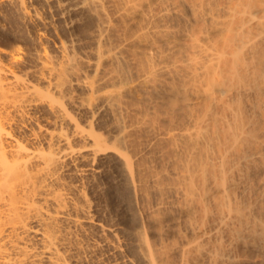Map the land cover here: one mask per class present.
Here are the masks:
<instances>
[{
    "label": "bare ground",
    "instance_id": "1",
    "mask_svg": "<svg viewBox=\"0 0 264 264\" xmlns=\"http://www.w3.org/2000/svg\"><path fill=\"white\" fill-rule=\"evenodd\" d=\"M171 1L157 2L160 19L138 0H0V264H264V250H238L264 249V175L251 199L264 163V0H210L217 12L200 0L215 31L162 68L191 69L181 86L198 107L146 147L156 124L129 103L140 87L127 88L157 70L140 69L127 52L138 32L124 38L117 20L131 15L132 32L148 11L141 26L154 37ZM148 38L151 53L161 39ZM166 141L155 167L144 149ZM120 187L123 216L100 200Z\"/></svg>",
    "mask_w": 264,
    "mask_h": 264
},
{
    "label": "rangeland",
    "instance_id": "2",
    "mask_svg": "<svg viewBox=\"0 0 264 264\" xmlns=\"http://www.w3.org/2000/svg\"><path fill=\"white\" fill-rule=\"evenodd\" d=\"M153 1H155V2H153ZM160 2L162 1L163 2V0H159ZM158 0H151V2L149 1V0H138V4L140 5L141 4V6H142V3H143V5L145 6L144 8L146 9V7L147 6H149L147 3L148 2H150L151 3V5L153 6V8H152V10H153V12L155 13V11H156V13H155V15H157V16H159V14L161 15L160 16V19H162V9L164 8V3H157V2H159ZM171 1V0H170ZM173 1V0H172ZM171 1V2H172ZM176 1V2H175ZM174 2H173V4L172 5H174V3H175V5H178V8L177 9H175L176 8V6L174 5L173 6V8H174V13L173 14H171L170 16H168V15H165L164 17V19L163 20H161L160 21V19H159V17L158 18H156L157 16H155V19H154V22L155 23H157V24H155L154 22H153V24H151V25H156V28L159 30V32H158V30L154 27V31H153V28H151L152 29V31H153V33L155 32H157V34H155L154 33V37H153V34H148L149 35V38L148 39H150V37L152 36L153 37V39L156 37V38H159V39H161L160 41L158 40V42H157V40H156V38L154 39L156 42H157V44H158V46H157V44L155 43V45L153 46V49H151V53L149 52L150 51V48L149 49H145L146 47L145 46H147V45H145V42H146V44H147V41L145 40V42H143L144 40L143 39H147V37H148V35L146 34V30H147V27L148 26H150L149 25V23L147 24V20H146V18H147V12L146 11H144V12H146L145 14H143L144 16H143V20L146 22H143L142 23V21H141V25L143 24V26H144V23H145V31L143 32V30L144 29H142L143 27L141 26V25H139L138 27H139V29L137 28H134L135 29V32L132 30V32H134V33H132L131 31H130V28L129 27H131V24H132V22H133V18L131 19V15H130V17H124V19H121V22L120 21H118L117 20V24H119V25H121V26H117V28L118 27H121L120 28V30H118L121 34H122V36L125 38H129L130 36H129V34H135L136 32H138L137 33V35L140 37V39H142V40H140V39H138V37L136 38L137 40L135 41V42H137V43H131V48L133 47L134 49L133 50H130L131 48H129L128 50H130V51H127V52H130L129 53V55L130 56H133V58H134V61L136 62V63H138V65L140 66V69L142 70V69H144V68H146L147 66H150L151 64L152 65H154L155 66V69L157 70V72H156V76H155V79L149 84L148 82H146V80H144V76H142L141 78H143L142 80H141V78H137V77H134L135 78V80L136 79H138L139 81H135L134 80V83L136 82V84H137V86H138V88H136V87H134V86H131V87H128L127 89V93H128V95H135L136 93H137V90L136 89H139V87H140V90H141V92H142V94L144 95H142L141 94V97H140V100L137 98L136 99V97H131L130 99L132 100V98H133V101H132V103H131V100L129 101V103L132 105V104H134V105H132V106H134V108H136V109H138L137 111H138V114L139 115H141L142 117H143V115H144V113L146 114H149L148 116L149 117H147V119H151V121H154V123L156 124H154L155 125V127L157 128V129H151V131L150 132H145L144 133V137L146 138V139H148L149 140V142H148V140L146 141V139H145V142H143L144 144H146V142L147 143H151L152 141H154V139H155V132H158V131H162V132H167V131H169V130H172L173 128L175 129L176 127V131L179 129V128H182V127H180V126H182V125H185V122H186V125H187V123H188V121L190 122V119H191V115H192V111L194 110V108L197 106V105H195L194 104V99H192V98H194V94L192 95V88L191 87H189V86H186V87H182V86H185V85H188V84H186V83H184V80H188V81H190L188 78H190L189 77V75L191 74V72L189 71H187L186 72V70H191V69H188V68H184V70H183V68L182 69H177L176 68V66H177V64H180L181 62L179 61L180 60V58H182L181 60H183L185 57H187L189 60L191 59V57H193V56H195V54H194V52H196V46L198 45V44H200V43H206V40H204V38L205 37H203V36H207V30L209 31L208 33H213L214 31H215V29H214V26H212L211 24H213L215 21L214 20H208V19H210L211 17H210V12L211 13H213V10H209V8L210 7H213V5H215V3L217 4V6H223V4L225 3L223 0H211V2H213L212 4H211V2H209L210 0H207V3H206V0H205V3H206V5H208V4H210V5H208V6H210V7H208V6H206L205 4H201L200 3V0H175ZM214 1H216L215 3H214ZM198 2V3H197ZM200 3V4H199ZM220 3H222V4H220ZM159 4V5H158ZM138 5V6H139ZM147 5V6H146ZM150 5V7H152ZM163 5V6H162ZM181 5V6H180ZM186 5L187 6H191L192 7V5H193V9L189 6L188 8H189V10H188V8H186ZM212 5V6H211ZM157 6V7H156ZM159 6V7H158ZM216 6V7H217ZM203 7H206V8H208V9H204ZM155 8H156V10H155ZM162 8V9H161ZM195 8H196V10L198 11H196L195 10ZM218 8V7H217ZM217 8H215V7H213L212 9H216L215 11L217 12V10H219V9H217ZM137 9H140V10H142L141 9V7H138ZM147 9H148V7H147ZM146 9V10H147ZM194 10V11H192V10ZM176 10V11H175ZM182 10V11H181ZM190 10L192 11L191 13H190ZM207 10H209V12H207ZM159 13H158V12ZM172 11V12H173ZM196 11V12H195ZM214 11V12H215ZM140 12V11H139ZM138 12V10H137V12L136 13H139ZM171 12V13H172ZM135 13V14H136ZM141 13V12H140ZM140 13L139 14H137L138 16H142V15H140ZM192 13L193 14H195V13H198V14H195L196 15V18H195V16H192ZM199 13H201V15L199 14ZM131 14H133L132 12H131ZM182 14V15H181ZM134 15V14H133ZM190 15V16H189ZM201 17H200V16ZM203 15H205V16H203ZM138 16H137V18H138ZM145 16H146V18H145ZM203 16V17H202ZM145 18V19H144ZM156 19H158V21L156 20ZM207 19V20H206ZM132 20V21H131ZM197 20V21H196ZM131 21V22H130ZM157 21V22H156ZM211 21H212V23H211ZM119 22V23H118ZM126 24H125V23ZM128 22V23H127ZM165 22V23H164ZM128 24H130V25H128ZM159 24V25H158ZM124 25V26H123ZM163 25V26H162ZM213 25H215V23L213 24ZM126 26V27H125ZM129 26V27H128ZM158 26V27H157ZM200 27H202V28H200ZM207 27V28H206ZM213 28L214 30H211V28ZM129 31H127L126 29ZM165 28V29H164ZM119 29V28H118ZM141 29V30H140ZM199 29H201V30H204V31H206V32H204V31H199ZM140 30V31H139ZM156 30V31H155ZM163 30L165 31V32H163ZM128 32L129 34H127L128 36H126V33L125 32ZM173 31V32H172ZM140 32V33H139ZM143 32V33H142ZM163 32V33H162ZM200 32H202V34H200ZM146 34L147 36H145L144 35V37H143V34ZM152 33V32H151ZM165 33V35H163ZM196 33H198V34H196ZM204 33H205V35H204ZM159 34V35H158ZM193 34V35H192ZM199 35V41H201V36L203 37L202 38V41L200 42V43H198V41L197 40H195V38H197V36ZM132 36V35H131ZM193 36V37H192ZM196 36V37H195ZM164 37V38H163ZM130 40H131V38H129ZM153 39H150V40H152L153 41ZM164 39V40H163ZM206 39V38H205ZM132 40H135L134 39V36H132ZM193 41V42H192ZM194 41H196V43H194ZM141 43V44H140ZM143 43H144V45H143ZM132 44H138L139 45V48L137 49L136 47H138V45H136V47H135V45L133 46ZM191 44H193V46H192V48L190 49V47H191ZM195 44H196V46H195ZM156 46V47H155ZM141 47V48H140ZM156 49H155V48ZM143 49V50H142ZM134 50L136 51V50H138V51H136V52H134ZM145 50H147V52L145 51ZM132 51V52H131ZM140 51V52H139ZM152 51H153V54H152ZM134 52V54H135V56H134V54L132 55V53ZM138 52V53H137ZM147 54H146V53ZM149 52V53H148ZM145 54V55H144ZM152 54V55H151ZM137 55V56H136ZM140 56V57H139ZM167 56V57H166ZM148 60H147V59ZM178 60V61H177ZM184 60H186V59H184ZM169 61V62H168ZM167 62V63H166ZM172 62V63H171ZM176 62H180V63H177L176 64ZM142 63V64H141ZM170 65V66H173V65H176L175 66V68H176V70H177V72H175L174 70H173V74H179L180 75V77H181V74H183V72H184V76L182 75V77H186L185 79H183L182 77V79L181 78H179V77H176V76H178V75H172L171 73H170V70L169 71H166V73H165V69L163 70L162 68H164L166 65ZM162 65V66H161ZM165 65V66H164ZM142 66V67H141ZM125 67H127V64H125ZM127 68H130V66L128 65V67ZM127 68H125L126 70H127ZM125 70V71H126ZM164 72H163V71ZM178 70H179V72H178ZM128 71V70H127ZM127 71L125 72V73H127ZM160 72H162V73H160ZM167 72H169L170 74H171V76L169 75V73H167ZM175 72V73H174ZM188 73H190V74H188ZM186 75H188V76H186ZM127 76H130L129 74H127ZM172 77V78H171ZM131 78L132 79H134L133 77H128V79H130L129 81H130V83H131V81H133V80H131ZM191 79V78H190ZM144 80V81H143ZM192 80V79H191ZM145 82H146V84H145ZM143 83V84H142ZM183 83L185 84V85H183ZM188 83H190V82H188ZM136 84H132L131 83V85H136ZM145 84V85H144ZM172 84V85H171ZM167 85V86H166ZM182 85V86H181ZM191 85V84H190ZM132 87H134V88H132ZM172 89V90H171ZM191 89V90H190ZM194 93V92H193ZM143 98V99H142ZM135 99V100H134ZM137 102V103H135V102ZM171 104V105H170ZM180 104H185V107H186V109H184V105L182 106V105H180ZM136 106V107H135ZM169 106V107H168ZM172 106V107H171ZM174 106V107H173ZM178 106H182V107H178ZM138 107V108H137ZM168 107V108H167ZM176 107H178V108H176ZM198 107V106H197ZM196 107V108H197ZM149 109V110H148ZM190 109V110H189ZM192 110V111H191ZM142 112V114L140 113V112ZM148 111V112H147ZM165 112V113H164ZM191 113V115H189ZM146 114V115H147ZM162 116V117H161ZM158 117V118H157ZM154 119V120H153ZM156 119V120H155ZM159 120V121H158ZM172 120V121H171ZM185 125V126H186ZM172 126V127H171ZM178 126H179V128H178ZM159 127V128H158ZM184 127V126H183ZM172 128V129H171ZM173 129V130H174ZM156 130H158V131H156ZM167 130V131H166ZM143 137V138H144ZM143 138H140V139H143ZM142 141V140H141ZM143 141H144V139H143ZM139 142V141H138ZM168 144H167V143ZM166 142H163V143H155L154 144V146H156V145H158V146H160V147H154V148H157V150L156 149H154L155 150V153H156V155H154V154H152V152L154 153V151L152 150V148L153 147H151V150L149 151V149L147 150V149H144L145 150V152L148 154V155H151V156H148V155H146V153L144 154V157H146V156H148L149 157V159H148V157H146V159L149 161V163L152 161V164H154L153 166H155V167H157V165L159 164H162L161 166H164L165 165V161L163 162V159L162 158H159L158 156L160 155V153H158V152H160V150H162V149H165V150H169V151H172L173 150V148H174V144L172 143V146H171V144L169 143V142H171V141H166ZM140 144H142L141 146H140V144H139V146H140V148L141 147H143V148H146L149 144H146L145 146H143L144 144L143 143H141V142H139ZM158 148H162V149H158ZM157 151V152H156ZM148 152H151V153H148ZM159 155H158V154ZM154 155V156H153ZM156 157V158H155ZM153 158V160H151ZM155 158V159H154ZM161 159L159 162H157L158 160L157 159ZM154 160H155V162H154ZM157 160V161H156ZM165 160V159H164ZM164 163V164H163ZM260 164L258 165V166H255L254 165V167H255V169L252 171V184H251V192H252V194H251V196H253L251 199H252V201L253 202H255L257 199H258V197L260 198V195H261V190H262V188L260 187L263 183V175H264V163H262V162H259ZM151 164V163H150ZM258 163H256V165H257ZM161 166H159V167H161ZM158 167V168H159ZM263 167V168H262ZM261 171H259V170ZM256 172H257V174H256ZM254 179V180H253ZM260 182V183H259ZM258 183L259 184H261V185H258ZM260 187V188H259ZM253 188V189H252ZM120 189V190H119ZM116 192H113V193H111V194H106V193H104V192H102V195H101V198H100V200H101V202H102V204L104 203V205L108 202V206L110 207V209H112L115 213H117V214H119L120 213V215H122L123 216V214L125 215V213L129 210V211H131L129 208H131V205L129 206V203H131L130 202V198H129V196H128V194H127V192L124 190V188H122V187H120ZM260 191V192H259ZM108 195V196H107ZM110 195V196H109ZM257 195H259V196H257ZM257 197V198H256ZM254 198V199H253ZM259 200V199H258ZM257 200V201H258ZM263 202H264V200H263ZM126 203V204H125ZM262 203V202H261ZM107 205V204H106ZM123 205H125V206H123ZM126 205H128V206H126ZM261 205H264V203H262ZM112 207V208H111ZM128 207V208H127ZM126 208V209H125ZM124 209H125V211H124ZM119 210V211H118ZM127 210V211H126ZM123 211L125 212V213H123ZM128 211V212H129ZM122 213V214H121ZM258 246H260V245H258L255 241H249V244H247V245H241L240 246V249H238V250H264L261 246V248L260 247H258Z\"/></svg>",
    "mask_w": 264,
    "mask_h": 264
}]
</instances>
